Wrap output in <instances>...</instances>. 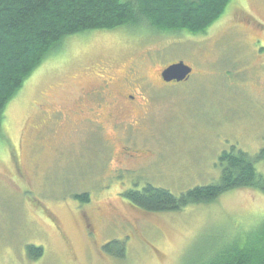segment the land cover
I'll list each match as a JSON object with an SVG mask.
<instances>
[{"label": "rangeland", "instance_id": "374dc122", "mask_svg": "<svg viewBox=\"0 0 264 264\" xmlns=\"http://www.w3.org/2000/svg\"><path fill=\"white\" fill-rule=\"evenodd\" d=\"M260 25L264 0H232L203 35L120 28L78 34L55 46L0 125V264H201L229 246L246 248L264 221L258 190L230 191L208 205L163 213L141 209L124 194L152 185L181 196L220 181L223 151L259 155ZM178 62L193 75L164 83L161 72ZM106 82L113 83L106 89L112 96L130 83L141 89L142 96L134 93L144 106L135 114L141 119L129 127L133 121L122 115L120 138L113 130L97 133L75 109L88 90ZM107 100L112 115L118 113ZM44 103L67 118L48 123L40 113ZM255 168L264 176V161ZM86 193L88 203L75 197ZM114 241L125 247L123 260L116 256L118 244L112 255L104 250ZM28 247L43 249V256L32 259Z\"/></svg>", "mask_w": 264, "mask_h": 264}, {"label": "trees", "instance_id": "16d2710c", "mask_svg": "<svg viewBox=\"0 0 264 264\" xmlns=\"http://www.w3.org/2000/svg\"><path fill=\"white\" fill-rule=\"evenodd\" d=\"M232 0H0V125L9 103L25 82L44 64L50 51L66 38L92 31L147 28L156 34H205L224 15ZM264 161V148L251 158L235 148L219 157L220 181L195 187L181 196L146 185L124 196L149 212H178L190 205H208L227 192L254 189L264 194V176L255 164ZM88 203L89 194L75 196ZM244 246L228 247L201 264H264V221ZM118 244L117 259L125 258ZM32 259H40L41 248L28 247ZM112 255V254H111Z\"/></svg>", "mask_w": 264, "mask_h": 264}, {"label": "flooded vegetation", "instance_id": "af4514ba", "mask_svg": "<svg viewBox=\"0 0 264 264\" xmlns=\"http://www.w3.org/2000/svg\"><path fill=\"white\" fill-rule=\"evenodd\" d=\"M240 22V21H239ZM261 27H264L260 25ZM162 73V72H161ZM134 74H136L134 72ZM193 73L191 74V76ZM191 76L188 78L190 79ZM139 79H137L138 81ZM135 80V82H137ZM113 83L111 82H106L102 86H97L94 87L86 92V101L81 105L75 107L77 109L78 113L81 115V122H88L91 125H94L96 127V132L98 133H108L109 131L113 130L114 132L112 135H114V138L121 137L123 128L121 125L123 122L126 120L125 117H122L124 114H128L129 119L133 121L132 124H129V127H134L137 125L138 121L141 119H138V117L135 116V114L139 113L140 111H143V107L140 109L142 106L140 104V100L136 97V95L142 96L141 93H139V90L141 89H136L134 84H129L127 86V89L124 91H120L117 93V96H112L108 89L111 88ZM107 89V90H106ZM141 92V91H140ZM136 93V95L134 94ZM111 98L116 106L119 109V117H117L118 113H113L112 115V110L109 111V105H112V103L107 100ZM98 99H102L101 102L98 101ZM92 102H97V105L95 107L91 106L90 103ZM108 105V108H107ZM40 113L44 116V119L48 123L50 121H55L56 123L59 124V120L67 118L66 112L62 110H56L54 105L51 104H42ZM107 126H111L110 129L107 128ZM48 128V126L43 128V131ZM127 148H124V150L121 152V155H128L126 153ZM137 153V152H135ZM134 158V156H131ZM19 163V161H18Z\"/></svg>", "mask_w": 264, "mask_h": 264}, {"label": "water", "instance_id": "95a60500", "mask_svg": "<svg viewBox=\"0 0 264 264\" xmlns=\"http://www.w3.org/2000/svg\"><path fill=\"white\" fill-rule=\"evenodd\" d=\"M193 73V69L183 62L172 64L165 68L161 73V79L164 83H183Z\"/></svg>", "mask_w": 264, "mask_h": 264}]
</instances>
